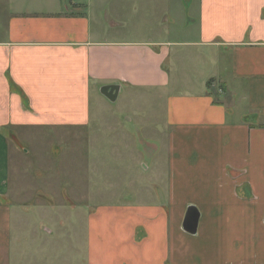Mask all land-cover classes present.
Returning a JSON list of instances; mask_svg holds the SVG:
<instances>
[{"label":"crops","instance_id":"0c3cea01","mask_svg":"<svg viewBox=\"0 0 264 264\" xmlns=\"http://www.w3.org/2000/svg\"><path fill=\"white\" fill-rule=\"evenodd\" d=\"M33 3L12 9L0 32V264H264V0H197L185 41L170 40L176 27L163 21L132 38L92 19L89 1ZM106 84L117 95L159 91L164 133H98L117 123L98 116L105 103L91 108ZM48 131L74 144L62 170L74 171L73 196L59 199L74 221L56 222L67 237L49 227ZM13 135L31 144L19 149ZM98 140L127 147L139 167L104 175L134 190L92 206L98 169L68 166ZM189 206L193 234L182 227Z\"/></svg>","mask_w":264,"mask_h":264},{"label":"rangeland","instance_id":"374dc122","mask_svg":"<svg viewBox=\"0 0 264 264\" xmlns=\"http://www.w3.org/2000/svg\"><path fill=\"white\" fill-rule=\"evenodd\" d=\"M32 1H34L33 4H36L35 7H41V5H44L43 3L45 1L56 6H69L72 1L79 3H86L89 1L92 19L95 18L105 21L104 23L107 27L112 23L113 29L119 30L124 27L130 31V36H132V38L137 37L133 32L135 28L145 30L144 33L139 34V36L143 35L144 38L155 36L156 33L154 28H157L160 21H163L167 27L170 24L176 27L175 32L171 33L168 37L170 40L185 41L195 36L196 24L194 21L196 19H194L192 8L197 4V0H0V32L4 28L8 15L12 9L15 7L20 8V6L28 8ZM159 93V91L149 88L126 89L111 101L100 93V87L97 88L96 85L90 94L92 111H96L98 103H105L107 108L99 109L98 107V116L102 115L104 118L117 119V123H98L97 126L100 128L98 129V133H104L109 126L108 130L114 133L124 131L141 132V134H144V137L147 135H162L165 130V105ZM98 116L97 122L101 120ZM92 130H94L93 127ZM16 136L17 135L12 136V143L15 145L17 144L19 149L25 150L26 147H28V143L31 141L21 139L20 137V139L18 138L16 140ZM61 137V135H57L56 137L53 133V135H48V140L44 141V143L49 142L46 146L50 147V156L48 157L49 163L54 162L53 165H56L55 167L57 169L54 170V168H52L51 170L45 171L46 175H49L48 183L50 184V191L48 195H51L52 200H54V198L57 200L54 206L50 207L49 213L47 214L49 215V227L57 229L60 233L64 234V237H67L71 236V233H67V229L61 231L59 223L56 222L62 218L69 226V224L74 221L73 214L68 212V210H71L70 207L67 205L64 206V203L62 204L59 202V199H63L64 196H73V190L67 184L75 180L73 176L74 171L72 172V170L78 168V163L83 161L88 169L90 160H92L93 163L91 165L98 169V172H96V186H91L89 188L90 200L92 201L90 204L92 206L99 203L118 201L123 197L126 191H133V188L122 187L121 184L123 183L121 181H114L113 184H111V181L105 178L115 175V177L120 179L119 176L126 168L131 169L133 166L139 167V163L132 162L129 157L125 156L128 152L127 147H113L111 145L113 141L111 140H98L97 149L96 147L90 146L87 156H75L77 165L68 166L72 172V177L66 178L68 174L66 170H62L67 167V165H65L66 161H68L69 164V159L72 160L73 156L70 153L65 156L64 154L65 152L68 153L71 151L74 144L71 150H67L68 145L71 144L72 141L64 140ZM11 151L12 157L15 156L14 147L11 148ZM35 154L36 152L32 151V156H28L30 161L27 162L30 163H26V167H28V165L35 166L37 164ZM145 163H148L147 158ZM34 170L40 171L38 165L36 169L32 168L31 170L35 176L37 173L34 172ZM104 175H106L105 178H103ZM48 201L50 203V198H48ZM33 206H35V203ZM62 214L64 216H62ZM57 216L58 218H56ZM69 247H71V245L65 242V247L63 246L61 248L66 251Z\"/></svg>","mask_w":264,"mask_h":264},{"label":"water","instance_id":"95a60500","mask_svg":"<svg viewBox=\"0 0 264 264\" xmlns=\"http://www.w3.org/2000/svg\"><path fill=\"white\" fill-rule=\"evenodd\" d=\"M119 86L117 84H106L100 88V92L109 100L113 101L118 93ZM199 213L193 206H189L186 210L182 227L189 233H195L198 224Z\"/></svg>","mask_w":264,"mask_h":264}]
</instances>
